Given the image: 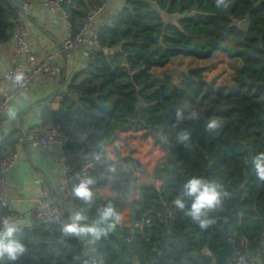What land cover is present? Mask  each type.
Here are the masks:
<instances>
[{"label":"trees","instance_id":"16d2710c","mask_svg":"<svg viewBox=\"0 0 264 264\" xmlns=\"http://www.w3.org/2000/svg\"><path fill=\"white\" fill-rule=\"evenodd\" d=\"M122 1L114 23L99 31L100 50L63 93L59 110L46 106L42 112L44 126L71 139L69 156H99L88 177L94 182L93 195L103 194L90 205L79 200L78 211L92 223L98 219V208L111 203L121 214L132 203L140 221L148 210L163 213L161 199H183L164 181L174 165V180L181 187L192 176L205 179L209 170L211 182L227 193L202 217L216 249L223 247L227 223L225 235L230 240L235 236L238 248L245 239L249 259L259 258L264 264L259 248L264 181L249 164L264 152V0H230L227 8L217 7L216 0ZM103 3L73 0L66 12L74 30ZM233 17L249 18L245 31L231 26ZM15 20V1L0 0V44L10 41ZM215 53L240 63L229 86L208 83L206 68L189 69L179 78L153 73L176 57L208 60ZM210 118L222 125L214 133L206 131ZM14 132L1 146L0 162L21 137ZM181 132L189 133L183 143L177 139ZM156 180L164 181L160 190ZM79 182L73 181L72 188ZM238 193L242 211L231 217ZM174 208L170 229L153 216L151 228L137 232L132 242L126 240L130 222L123 218L106 236H88V245L53 223L38 222L33 231L16 233L25 252L16 261L2 257L0 264H215L194 220Z\"/></svg>","mask_w":264,"mask_h":264},{"label":"built area","instance_id":"2783aa9c","mask_svg":"<svg viewBox=\"0 0 264 264\" xmlns=\"http://www.w3.org/2000/svg\"><path fill=\"white\" fill-rule=\"evenodd\" d=\"M16 6L15 28L11 35V40L16 47L18 61L0 80V87L10 85L11 89L3 93L0 101V118L10 105L11 101L24 91L31 88L36 82L49 83L61 71L60 63L71 59L74 54L87 46L85 53L89 64L94 60L96 53L100 50L98 39L99 31L102 27L114 23L115 15L102 17V13L110 0H104V3L88 12L87 19L83 25L74 30L72 22L66 12V7L71 6L73 0H14ZM40 1L42 6L50 13L60 14L64 24L65 35L63 36L58 49L47 55L45 58H38L31 49L28 40V21L35 7V3ZM249 18H231V26L239 31H245L249 24ZM24 73V80L21 84H16L14 77L17 73ZM71 143V139L51 128L45 129L42 133H30L26 135L19 145L8 151L3 157L0 164V208H10L12 202L2 195V188L6 181L9 170L15 165L20 152L24 145L35 149H56L60 151L59 161L62 166L60 198L51 197L49 191L43 190L36 205V216L40 222H50L62 229L63 223H70L68 219L71 208L76 206L79 199L73 196L72 182L80 181L85 175L89 176L95 170V166L99 161V156L94 155L91 159L85 160L80 167L72 165V159L66 153V148ZM136 176L139 172L136 171ZM160 204L163 206V213H155L148 210L141 217L140 221L131 227L130 234L126 238L127 242H132L137 232H143L152 226V217L156 216L158 221L168 229L171 228L176 218V212L173 203H169L161 199ZM10 217L16 222L11 215L0 217ZM19 230L33 231V226L18 225ZM234 238V239H233ZM231 239L235 252V260L228 264H250L247 251V243L243 241L238 248L235 237ZM149 241V238L147 239ZM261 254L264 255V224L261 242L259 245Z\"/></svg>","mask_w":264,"mask_h":264},{"label":"crops","instance_id":"0c3cea01","mask_svg":"<svg viewBox=\"0 0 264 264\" xmlns=\"http://www.w3.org/2000/svg\"><path fill=\"white\" fill-rule=\"evenodd\" d=\"M122 7V0H110L102 13V17L106 18L108 15H115ZM64 35L65 29L60 14L50 13L42 6L40 1H37L28 21V40L33 52L38 58H45L58 49ZM87 49L88 47L84 46L71 59L61 62V71L52 81L46 84L36 82L31 88L18 94L11 101L0 118V149L4 140L13 135L14 131H19L21 137L7 152L19 145L26 135L33 132L42 133L45 129H48L42 123L43 109L49 106L55 111L59 110L63 93L72 84L74 77L89 65L85 56ZM186 59L190 62L192 61V63L207 61L191 57ZM17 61L18 57L14 42L10 39L7 43L0 44V80ZM160 69L162 68L155 70ZM10 89V85H5L4 88L0 87V97ZM10 111L13 114L10 115ZM59 156L60 151L56 149L41 150L27 145L23 146L15 165L8 172L2 188L3 197L10 200L12 204L10 208H0L1 211L5 212L0 214V216L11 215L15 218L17 225L26 227H34L36 223L40 222L35 210L41 192L47 190L51 197L60 198L62 166ZM93 156L92 154L81 153L69 157L72 159V163L74 162L75 166H78L83 163H77L79 160L85 161ZM163 184V180H156V189L160 190ZM102 194L101 191L98 193L94 192L93 198ZM73 208L76 210H73ZM71 210L72 212L78 211V206H73ZM129 212L130 210L122 212L120 214L121 218L129 220ZM79 239L86 245L89 244L88 236L79 237ZM241 241L247 243L245 239ZM207 253L210 254L208 250ZM135 263L138 262L136 261ZM259 263V258H250V264Z\"/></svg>","mask_w":264,"mask_h":264},{"label":"clouds","instance_id":"9594fccd","mask_svg":"<svg viewBox=\"0 0 264 264\" xmlns=\"http://www.w3.org/2000/svg\"><path fill=\"white\" fill-rule=\"evenodd\" d=\"M230 0H216L217 7L227 8ZM16 84H21L24 80V73H17L14 77ZM13 114L10 111V115ZM182 118L180 109H177V119ZM221 123L216 118L208 119L206 123V131L214 133L221 127ZM189 133L181 132L178 134V142L183 143L188 140ZM252 171L258 176L259 180L264 181V152H258L249 161ZM115 171V169H110ZM92 178L84 176L78 184L72 188L73 196L82 200L85 204L90 205L93 201V185ZM222 186L202 179L200 177L192 176L186 180L183 185V193L181 197L187 196L191 200L190 209L186 208V202L182 198L176 199L173 203L175 207L184 211L193 220H198L201 226L206 227L208 221L202 217L212 209L217 208L222 201V196L227 195L222 192ZM98 219L92 223H87L88 217L81 211L70 212L68 219L70 223H63L62 232L66 235L71 234L77 237L89 236L93 240L99 239L102 235L113 230L121 217L116 208L108 203L102 208L97 209ZM83 222V223H82ZM103 223L107 227H100ZM18 225L10 217H0V258L7 257L10 261H16L20 255L25 252L24 245L16 239Z\"/></svg>","mask_w":264,"mask_h":264},{"label":"rangeland","instance_id":"374dc122","mask_svg":"<svg viewBox=\"0 0 264 264\" xmlns=\"http://www.w3.org/2000/svg\"><path fill=\"white\" fill-rule=\"evenodd\" d=\"M240 63L228 59L224 54L217 53L215 56L207 61L193 62L188 61L183 57L173 58L170 63L160 69L154 70V74H162L168 72L176 78L180 77L182 72H187L192 68H206L204 72L205 80L208 83L214 84L215 87L220 88L223 86H229L234 80V71Z\"/></svg>","mask_w":264,"mask_h":264},{"label":"water","instance_id":"95a60500","mask_svg":"<svg viewBox=\"0 0 264 264\" xmlns=\"http://www.w3.org/2000/svg\"><path fill=\"white\" fill-rule=\"evenodd\" d=\"M137 164H138V167H140L139 162H137ZM176 172H177V166L174 165L171 171V176L165 179L164 181L167 182L171 187L176 188L178 192L183 193V187L178 186L175 183L174 179L176 176ZM204 177H205V180H208L211 182L209 170L205 172ZM237 198H238V205L233 210L231 217H233L234 214L240 213L242 211L241 206H240V193H238ZM183 199L187 201V204L190 207L191 206L190 198H188L187 196H183ZM128 205H129V210H130L129 222H130V228H131L137 223V216H136L132 203H129ZM73 210H76V209L73 208ZM194 223L197 225L198 229L201 231L203 239L207 242V250L213 256L215 260V264H228L229 262H233L235 260V252L232 246V242L230 238L226 236L224 233V227L226 226L227 223L224 225L222 229L223 247L220 250L216 249L213 237L208 235L206 228L204 226H201V224L198 223L197 220H194Z\"/></svg>","mask_w":264,"mask_h":264}]
</instances>
